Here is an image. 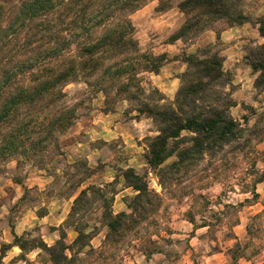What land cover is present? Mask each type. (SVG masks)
I'll return each mask as SVG.
<instances>
[{
  "label": "rangeland",
  "instance_id": "rangeland-1",
  "mask_svg": "<svg viewBox=\"0 0 264 264\" xmlns=\"http://www.w3.org/2000/svg\"><path fill=\"white\" fill-rule=\"evenodd\" d=\"M180 1L171 0L160 12L153 0L129 17L141 52L138 62L144 63L142 55L165 54L171 60L157 74L139 66L127 91H120L118 82L80 78L63 89V106L43 103L20 112L17 123L28 130L21 137L25 146L0 157V264H51L44 251L29 247L41 241L53 246L62 230L72 264H264V182L254 184L264 171V91L255 88L259 73L251 68L264 59V38L254 24L264 17V0H232L248 23L212 22L168 44L187 19L177 7ZM184 53L223 58L230 79L223 89L232 104L228 113L251 140L241 151L227 146L205 156L186 177L162 188L145 161L158 127L140 110L143 104L165 107L174 101L187 69L178 59ZM63 108L72 111V124L50 131L48 123ZM8 132L0 133V144ZM31 143L39 146L30 149ZM175 160L169 158L161 168ZM130 168L146 177L162 204L147 221L107 244L105 204L114 215L131 214L125 200L136 193L123 178ZM75 228L84 234L80 244L73 243ZM15 238L28 250L13 245Z\"/></svg>",
  "mask_w": 264,
  "mask_h": 264
},
{
  "label": "trees",
  "instance_id": "trees-1",
  "mask_svg": "<svg viewBox=\"0 0 264 264\" xmlns=\"http://www.w3.org/2000/svg\"><path fill=\"white\" fill-rule=\"evenodd\" d=\"M150 1L153 0H0V133L9 129L0 144V157L25 146L21 137L28 130L27 125L17 123L20 112L43 103L49 106L62 102L63 106L66 97L63 89L68 84L80 78L96 81L103 78L120 83L119 90L127 91L139 66L157 74L164 63L171 61L163 54L151 58L142 55L144 63L138 62L141 57L137 55L141 52L129 17ZM157 1L158 11L170 8L171 0ZM177 7L187 19L168 39V44L197 27L198 31H204L205 25L212 22L222 21L229 27L249 22L232 0H181ZM254 24L264 38V17ZM207 54L202 58L181 54L178 59L187 69L180 77L174 101L165 107L143 104L140 110L158 127V134L148 142L145 161L156 171L162 188L186 177L205 156L214 157L227 146L241 151L250 143L251 138H245L246 130L228 113L232 104L223 89L230 79L223 71V58L219 53ZM251 68L259 73L255 88L264 91V59L251 63ZM72 117V111L63 108L47 127L50 131L67 128ZM183 132L189 135L183 136ZM38 146L39 143H31L30 149ZM173 156L176 160L161 168ZM123 178L126 187L136 195L129 202L125 200L130 215L123 212L114 215L110 205L105 204L107 244L147 221L162 204L160 196L149 190L146 177L130 168L124 171ZM262 182L264 171L254 184ZM250 193L257 198L255 189ZM85 194L83 190L74 200L69 219L75 216ZM75 229L78 237L73 243L80 244L84 234ZM64 238L62 230L53 246L41 241L29 248L44 251L51 264H72L65 254L70 246L63 242ZM13 245L28 250L20 238H15Z\"/></svg>",
  "mask_w": 264,
  "mask_h": 264
},
{
  "label": "crops",
  "instance_id": "crops-1",
  "mask_svg": "<svg viewBox=\"0 0 264 264\" xmlns=\"http://www.w3.org/2000/svg\"><path fill=\"white\" fill-rule=\"evenodd\" d=\"M222 36H224V34ZM156 77L159 78V75H157ZM245 264H251V261H245Z\"/></svg>",
  "mask_w": 264,
  "mask_h": 264
}]
</instances>
